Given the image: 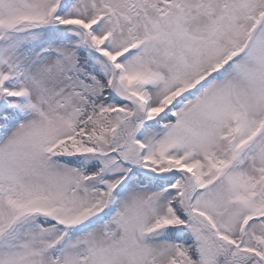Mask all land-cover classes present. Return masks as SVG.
Listing matches in <instances>:
<instances>
[{
  "label": "snow or ice",
  "instance_id": "obj_1",
  "mask_svg": "<svg viewBox=\"0 0 264 264\" xmlns=\"http://www.w3.org/2000/svg\"><path fill=\"white\" fill-rule=\"evenodd\" d=\"M0 264H264V0H0Z\"/></svg>",
  "mask_w": 264,
  "mask_h": 264
}]
</instances>
